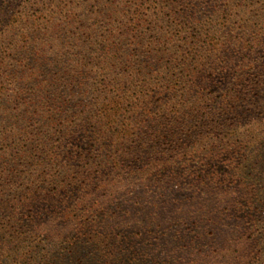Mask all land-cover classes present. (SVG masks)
<instances>
[{
	"label": "trees",
	"instance_id": "obj_1",
	"mask_svg": "<svg viewBox=\"0 0 264 264\" xmlns=\"http://www.w3.org/2000/svg\"><path fill=\"white\" fill-rule=\"evenodd\" d=\"M264 0H0V264H261Z\"/></svg>",
	"mask_w": 264,
	"mask_h": 264
},
{
	"label": "rangeland",
	"instance_id": "obj_2",
	"mask_svg": "<svg viewBox=\"0 0 264 264\" xmlns=\"http://www.w3.org/2000/svg\"><path fill=\"white\" fill-rule=\"evenodd\" d=\"M261 135H262V136H264V133H263V134H261ZM260 263H261V264H264V260H263V259H261V260H260Z\"/></svg>",
	"mask_w": 264,
	"mask_h": 264
}]
</instances>
